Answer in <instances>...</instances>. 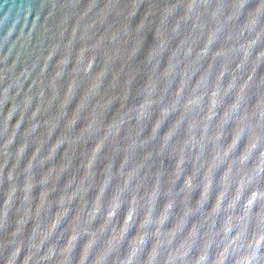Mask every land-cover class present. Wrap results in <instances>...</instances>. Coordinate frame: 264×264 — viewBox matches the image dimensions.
<instances>
[{
  "label": "water",
  "instance_id": "water-1",
  "mask_svg": "<svg viewBox=\"0 0 264 264\" xmlns=\"http://www.w3.org/2000/svg\"><path fill=\"white\" fill-rule=\"evenodd\" d=\"M67 2L81 6L79 25L73 17L62 37L41 36L43 51L17 66L13 84L0 79V242L9 220L17 235L28 230L8 264H225L264 201L260 141L230 119L255 102L264 58L244 49L240 66L215 38L180 46L147 30L133 64L117 61L83 25L102 32L115 20L108 5L132 3L141 31L174 16L163 6L179 0ZM47 3L0 0V32L35 42ZM101 87L107 99L94 112Z\"/></svg>",
  "mask_w": 264,
  "mask_h": 264
},
{
  "label": "clouds",
  "instance_id": "clouds-1",
  "mask_svg": "<svg viewBox=\"0 0 264 264\" xmlns=\"http://www.w3.org/2000/svg\"><path fill=\"white\" fill-rule=\"evenodd\" d=\"M81 6L73 5L67 0H48L47 4H41L36 13V21L47 9L43 23L36 22V40H24L17 36L7 35L8 30L0 32V65H2L3 77L2 85L10 86L15 79L17 66L26 63L27 60L38 51H43L44 43L41 36L51 38V36L62 37L68 30V22L73 17L79 25L82 16L77 15ZM132 3H116L107 6L114 21L107 24L102 32L99 27H89L83 25L87 34L83 37L99 41L101 47L97 52L107 56L115 54L117 61L133 64L136 57L129 58V51L143 37L147 30H154L167 39L169 43L176 42L178 45H194L197 42H208L210 38H215L217 42L227 45V51L231 54V59L243 66L240 59L244 49L250 52H259L264 58V0H179L178 3L165 5V8L175 9V15L169 16L166 20L160 16L146 19L144 29L137 30V24L132 25L135 16L131 15ZM153 7V6H150ZM60 14L59 23L56 25L58 31L52 34L49 20ZM142 64L148 71H152L153 65L147 62V56ZM139 54V53H138ZM166 55V53H165ZM162 66V64H161ZM257 96L247 111H237L230 115V119H237L240 132L245 136H254L260 141L258 148L264 151V78L257 82ZM13 91L15 89H12ZM99 97V99H97ZM79 98V97H78ZM107 99L106 90L101 87L95 96L89 98V103L94 112L99 110L101 103ZM12 102L11 94L8 103ZM94 102V103H93ZM7 104L5 105V109ZM103 126L98 121L96 132L102 133ZM257 183L264 188V176H259ZM247 229V238L244 243H238L230 247L223 253L225 264H264V245L256 247L255 237L264 239V201L261 202L259 210H253L244 221ZM14 223L9 220L3 228V240L0 242V259L4 264H8L10 254L21 244L28 243V230L17 235L14 231ZM247 239H252L249 244ZM214 257L209 258V264ZM17 264L19 262L17 261ZM56 264H65L61 259Z\"/></svg>",
  "mask_w": 264,
  "mask_h": 264
}]
</instances>
